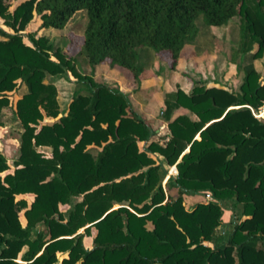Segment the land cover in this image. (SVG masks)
Returning <instances> with one entry per match:
<instances>
[{
	"label": "trees",
	"instance_id": "trees-1",
	"mask_svg": "<svg viewBox=\"0 0 264 264\" xmlns=\"http://www.w3.org/2000/svg\"><path fill=\"white\" fill-rule=\"evenodd\" d=\"M80 9L89 64L107 61L135 81L143 47L175 69L200 25L234 17V57L253 51L251 61L237 92L200 81L167 92L168 139L153 141L123 91L37 35ZM35 14L41 22L28 31ZM263 56L264 0H0V126L9 108L21 129L13 168L0 153V264H264V118L254 114L264 106ZM47 75L89 93L74 92L61 111ZM178 108L196 119L172 118Z\"/></svg>",
	"mask_w": 264,
	"mask_h": 264
},
{
	"label": "rangeland",
	"instance_id": "rangeland-1",
	"mask_svg": "<svg viewBox=\"0 0 264 264\" xmlns=\"http://www.w3.org/2000/svg\"><path fill=\"white\" fill-rule=\"evenodd\" d=\"M40 22L39 16L35 14L33 22L27 27V30L34 31ZM86 23V10L80 9L72 15L64 28L49 27L40 29L37 35L45 36L54 48H59L65 55L73 58L76 69L83 75H89L97 83H104L123 91L130 103H132L134 110L138 111L156 131L151 140L160 143L168 139L166 138L169 130L168 122L161 115L164 106V95L167 92L175 91L178 88L189 92L197 81L207 86L223 87L229 91L237 92L243 77L242 68L251 61L250 54L253 52L251 51L248 56L238 55L234 57L232 45L237 47L239 17H234L228 24L220 28L200 25L198 36L190 44V50L182 52L175 69L170 68L167 56L160 53L158 57H155L151 48L143 47L138 60L139 66H142V72L140 79L135 81L130 74L111 67L107 61L94 67L89 64L83 51ZM220 39L226 41L221 53L216 51V44L219 43ZM256 47L255 45L253 50ZM255 62L256 68L264 77V56L261 60ZM45 81L54 83L57 88L58 101L62 106L67 103L70 95L74 92L89 93L87 84L77 82L73 77L47 75ZM23 90L24 86L20 92ZM61 110L64 111V109ZM181 114H185L191 119H196L192 112L184 108L175 109L172 113V118ZM254 114L256 117L264 118V106L257 113L254 112ZM1 119L3 126H0V153L5 156L9 169H11L14 167L18 156L17 143L21 129L18 127L12 109H4ZM40 149L46 154H51L50 148L41 147ZM173 171L174 167L173 170L171 167L168 175L172 174ZM166 179L167 177L163 180V186ZM166 193L172 197L178 195L176 190L166 191ZM200 198L199 195L187 196L190 204L195 203ZM80 199V196L76 198V200ZM118 206L116 204L114 208ZM79 232H82V229ZM66 256V253L57 254L59 260Z\"/></svg>",
	"mask_w": 264,
	"mask_h": 264
},
{
	"label": "crops",
	"instance_id": "crops-1",
	"mask_svg": "<svg viewBox=\"0 0 264 264\" xmlns=\"http://www.w3.org/2000/svg\"><path fill=\"white\" fill-rule=\"evenodd\" d=\"M119 70V69H118ZM73 94V93H72ZM72 94L70 95V98L68 99V101H67V103L64 105V106H62L61 104H60V102H59V105H60V108L61 109H64V112H66V110H67V107H68V103H69V101H70V99H71V97H72ZM132 104V103H131ZM133 106V105H132ZM62 111V110H61ZM136 111V110H135ZM138 114H140L138 111H136ZM141 115V114H140ZM142 116V115H141ZM175 169H176V167H174ZM172 169H173V167H172Z\"/></svg>",
	"mask_w": 264,
	"mask_h": 264
},
{
	"label": "built area",
	"instance_id": "built-area-1",
	"mask_svg": "<svg viewBox=\"0 0 264 264\" xmlns=\"http://www.w3.org/2000/svg\"><path fill=\"white\" fill-rule=\"evenodd\" d=\"M173 170V169H172ZM177 173V170L174 168V171H173V173L172 174H176Z\"/></svg>",
	"mask_w": 264,
	"mask_h": 264
}]
</instances>
